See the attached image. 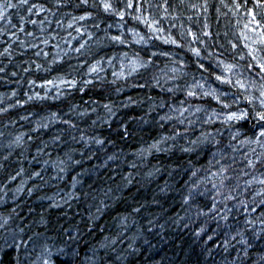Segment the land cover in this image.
<instances>
[{
	"label": "trees",
	"instance_id": "trees-1",
	"mask_svg": "<svg viewBox=\"0 0 264 264\" xmlns=\"http://www.w3.org/2000/svg\"><path fill=\"white\" fill-rule=\"evenodd\" d=\"M105 2H111L120 14L105 11ZM129 3L131 7L127 6ZM9 4L13 6L8 7ZM130 29L139 33L135 40L150 36V43L137 44ZM114 37H120L124 42L120 43ZM195 49H199V55ZM149 58L158 66L157 70L163 69L168 76L175 75L172 69L179 71L182 67L185 72H191L189 77L177 75L176 85L188 83L192 86L175 96L163 94L161 88L143 75L140 65ZM173 59L175 63H172ZM261 64H264V0H103L102 4L100 0H89L88 4H82L81 0H0V131L29 133L31 140L41 147L61 131L75 136L84 134L89 138L97 136L104 142L103 150L96 144L86 147L84 141L74 145L83 153L84 169L88 171L103 162V151L111 153L116 150L112 145H118L125 154L122 160L126 159L127 163H109L101 174L103 179L123 186L108 205L123 215L131 209L126 212L119 204L121 199H126L135 208L139 206L138 201L143 202L147 196L138 183L139 177L125 184L124 178L135 176L139 167L138 163L136 168L133 167L136 159L130 153L148 150L143 159L152 167L145 171L155 173L160 187L168 183L169 175H175L176 169L189 162L194 165L192 171L209 188L227 175L229 179L224 180V184L235 187V192H225L219 199H216L215 191L211 192L208 207L218 208L221 215L225 208L231 209L227 215L228 225L241 228L248 225L245 234L250 235L254 228L258 232L264 230V147L259 143L264 139V128L247 131L246 135L233 141L236 145L234 152L228 153L224 159H214L209 152L196 156L186 154L181 147L187 149L189 144L186 141L196 140L202 131H214L223 122L216 120L209 128L193 129L187 120L183 125L176 121L188 115L190 105L216 107L218 111L222 107L211 95L201 96L195 83L204 84L206 91L239 92V107L247 108L252 103L251 96L243 98L247 95L248 84H264ZM225 65H231V71L226 70ZM237 70L240 75L234 79ZM206 72L215 81L211 89L199 79ZM221 76L232 83L221 87L223 82L218 79ZM73 79L77 81L75 86L71 83ZM237 79L244 87L238 85L233 89L232 84H237ZM81 81L91 83L83 87ZM112 81L115 86L111 85ZM172 86L171 82L167 85L169 89ZM193 92L196 94L192 95ZM161 100H170L171 103L161 109L158 106ZM109 103L118 106L110 118L103 107ZM73 104L90 106L89 116L79 121L74 131L67 124L69 120L77 124L69 112ZM91 108H96V112ZM231 111H236V107ZM53 116L57 119L54 120ZM93 122L95 125L90 127ZM42 124L47 127H41ZM247 127L245 125V129ZM176 133L181 135L176 136ZM166 137L174 139L166 141ZM249 137L255 142L249 143ZM61 139L67 140L68 137L62 136ZM153 143L169 150L155 151L149 147ZM54 147L49 144L39 156L33 147L27 160L21 157L18 163L13 158L16 171L22 167L24 172L12 183L23 188L22 198L32 189L28 201L34 211H47L54 218H75L76 222L83 223L81 213L90 205L82 206L77 197L64 202L65 194L72 191L70 187H64L65 181L77 178V173L72 172L60 179L54 168L44 170L43 161L62 155L65 148L61 145L54 151ZM88 147L95 155L88 152ZM157 168L160 169L158 172ZM16 171L12 175L15 176ZM233 176H238L239 180L233 181ZM180 177V184L188 179L183 171ZM237 183L239 187H236ZM87 187L95 188L96 185L87 181ZM76 191L82 197L79 188ZM166 194L173 198L166 203L161 201L165 203L163 210L150 209L157 225L151 230L161 229L156 240L152 241L155 247L130 257L131 264H156L157 261L163 264L162 257L165 256L174 258V264H184L185 261L187 264H225L226 259L236 257L240 251L237 243L240 237L229 242L228 229L221 230L217 221L211 222L198 238L193 232L199 231L202 222L187 228L183 223L168 227L167 218L182 216L183 212L177 203L178 193ZM52 196L60 203L46 200L41 204V199ZM241 200L246 203L239 204ZM116 214L113 211V215ZM106 223V216L101 214L100 230ZM95 226V221L90 222L86 231ZM235 232L233 228L232 234ZM261 240L264 241V235Z\"/></svg>",
	"mask_w": 264,
	"mask_h": 264
},
{
	"label": "clouds",
	"instance_id": "clouds-1",
	"mask_svg": "<svg viewBox=\"0 0 264 264\" xmlns=\"http://www.w3.org/2000/svg\"><path fill=\"white\" fill-rule=\"evenodd\" d=\"M88 2L89 0H81L82 4H88ZM100 3L102 4L103 0H100ZM97 6L99 7V4ZM105 11L117 12L115 8ZM119 14L117 12V15ZM118 26L122 27L123 25L119 24ZM130 31L132 32V39L135 40L139 33L135 29H130ZM118 41L120 43L124 42L122 40ZM150 41V36H141L139 40H135L137 44L143 43L145 45H148ZM125 57L127 58V54H125ZM172 63H175L174 59ZM140 67L143 69L145 78L150 83H154L156 87L161 88L162 93L165 95L175 96L176 93L184 91L186 87L192 86L188 83L181 86L176 85L177 75L192 76V73L185 72L183 67L179 71L172 69L171 71L175 73L172 76L164 73L163 69L157 70L158 66L150 58L144 59ZM239 75L240 71L237 70L233 78L236 79ZM100 79L103 80L102 77ZM193 79L195 80V78ZM199 79L206 82L208 89H211L212 84L215 83L211 79V74L207 72L201 74ZM76 82L73 79L71 83L75 86ZM169 82L173 85L171 89L167 87ZM81 83L83 87H88L91 81H81ZM231 83V80H228L220 86L223 87L224 84ZM111 85L115 86V81H112ZM238 85L239 81L237 79V84H232V88L235 89ZM194 86L199 90L201 96L211 95L213 99L219 101L222 107L218 111L216 107L196 108L194 105H190L188 115L186 117L181 116L176 123L183 125L187 120L189 126L193 129L209 128L216 120H221L223 123L216 127L214 131H202L196 140L186 141L189 147L187 149L181 147V150L186 154L199 156L203 152H209L214 159L216 157L224 159L228 153L235 151L236 145L233 141L239 136L246 135L247 131L255 132L257 128H264V118H262L264 117V84H248L246 88L247 95L243 98L247 99L248 96H251L252 103L247 108L239 107L241 103L239 92L231 90L228 92L206 91L205 85L200 83H195ZM239 87L244 86L239 85ZM253 88H255V92ZM116 90L119 91L120 89ZM131 102L130 100L129 103ZM170 103V100H161L158 106L163 109ZM234 106L236 111H231ZM89 107L75 104L69 107V112L77 120V124H73L71 120L67 121L69 129L76 130L79 121L86 120L89 116ZM103 107L108 118L118 110V106L112 103L103 105ZM91 111L96 112V108H91ZM53 119L55 120L57 117L53 116ZM253 120L256 121L255 124L252 123ZM237 121H243L244 123L237 125ZM94 125L95 122L90 127ZM245 125L248 126L247 129H245ZM41 127H47V125L42 124ZM180 135V133H176V136ZM62 136H67L68 139L63 140L61 139ZM172 139L174 137L164 138L166 141ZM80 141H84L86 147L88 144H96L100 145L102 150L104 148L103 140L97 136L91 138L84 134L75 136L68 131L58 132L50 141L44 143L43 147L32 141L29 133L23 131L9 132L7 129L0 131V264H131L130 257L134 258L141 251H148L155 247L152 241L156 240L161 229L157 228L156 232L151 230L157 225L153 220L154 213H150V209L163 210L165 203L173 198L169 197L166 194L167 192L178 193L179 200L177 203L183 212L182 216H169L166 221L168 227L183 223V226L187 228L188 225H196L197 222H202L199 231L193 232V236L198 238L200 233L207 230L211 222L217 221L221 230L228 229L226 234L229 242L236 239L237 236L240 237L237 241L240 251L235 258L226 259L225 264H264V241L261 240L264 230L258 232L254 228L250 235H246L245 229L248 225H245L244 228L239 225H228L227 215L231 212V209L225 208L224 214L221 215L218 208L208 207L211 192H216V199H219L225 192H235V187L229 188L224 184V180L229 179L227 175H224L223 180L212 184V187L209 188L208 184L197 176L196 172L192 171L194 165L189 162L176 169L175 175H169L168 183L164 187H160L155 173L151 170L145 171V169H151L152 167L143 159L148 154V150L141 149L135 153H130L129 155L134 156L136 159L133 167L136 168L137 163L139 167L135 172V176L124 178L125 184H130L133 178L139 177L138 183L142 190L147 193V196L143 202L138 201L139 206L135 208L126 199H121L119 201L120 206L126 212L131 209L130 212H127V215H123L118 210L108 207L109 203L120 193L123 186L117 184L116 181L109 182L103 179L101 173L104 168L108 167L109 163H127L126 159L122 160L125 155L124 152L119 150L118 145L113 144L112 147L116 150L111 153L103 151V162L95 165L92 171H88L84 169L85 158L83 153L79 148L74 147ZM248 142L254 143L255 141L249 137ZM259 143L264 147V139H261ZM49 144L56 146L53 149L54 151L61 145H64L65 148L62 155H57L55 159L49 158L43 161L46 165L44 170L47 171L49 167L54 168L60 179L70 176L72 172L77 173V178L65 181L64 187H70L72 191L65 194L64 202L77 197L82 206L90 205L85 207V211L81 213L83 223L76 222L75 218H54L47 211L43 213L34 211L31 202L28 201V197L32 196V189H29L27 195L22 198L23 188L12 183L15 181L16 176L24 172L22 167L19 171H16L13 166V158H16L17 163L21 157L27 160V154L31 152L33 147L37 149V155L39 156L43 153V148H47ZM149 147L158 152L169 150L158 143H153ZM88 152L95 155L90 147H88ZM97 158L101 159V157ZM77 169H81V171H77ZM159 170V168L156 169L157 172ZM14 171H16L15 176L12 175ZM167 171L165 169V172ZM181 171L188 177L184 184L179 183ZM197 171L201 170L198 169ZM203 171L206 172L207 169ZM221 174L223 175V173ZM35 175L39 176V173H35ZM41 179L43 181V178ZM232 180L238 181L239 177L233 176ZM87 181H93L96 187H87ZM239 186V183H237L236 187ZM77 188L83 194L82 197L77 195ZM148 197H151V200ZM46 200L60 203V201H56L55 196H52L41 199V204ZM161 201L165 203H161ZM221 203L223 204L224 201H221ZM244 203L246 201H239V204ZM233 206L236 207V205ZM113 211H116L117 214L113 215ZM101 214H104L107 218L103 230L99 228ZM92 221H95L96 226L86 231ZM220 221L223 223H219ZM233 228L236 229L235 235L232 234ZM94 232L95 235H93ZM6 255L7 258L5 259ZM162 259L163 264H174V258L172 257L165 256ZM156 264H160V262L157 261ZM184 264H187V261Z\"/></svg>",
	"mask_w": 264,
	"mask_h": 264
},
{
	"label": "snow or ice",
	"instance_id": "snow-or-ice-1",
	"mask_svg": "<svg viewBox=\"0 0 264 264\" xmlns=\"http://www.w3.org/2000/svg\"><path fill=\"white\" fill-rule=\"evenodd\" d=\"M8 7H12L13 5H11V4H9V5H7ZM104 8H105V10H112L113 9V6H112V3L111 2H105L104 3ZM128 7H131L132 5H131V3H129L128 5H127ZM81 19H83V17H81ZM194 39L196 38V37H193ZM114 39H116V40H120L121 38L120 37H114ZM195 51L197 52V53H199V49H195ZM203 67V66H202ZM225 67V69L226 70H228V71H231V65H225L224 66ZM261 67L262 68H264V64H261ZM94 70V69H93ZM218 79H220L222 82H226V80H225V78L223 77V76H221V77H218ZM49 84H51L52 82L51 81H49L48 82ZM74 83V82H73ZM192 95H195V93H191ZM262 118H264V117H262ZM225 171H226V169H225Z\"/></svg>",
	"mask_w": 264,
	"mask_h": 264
}]
</instances>
